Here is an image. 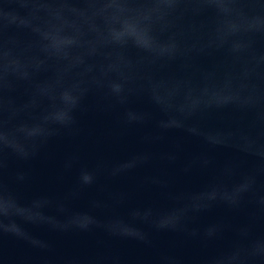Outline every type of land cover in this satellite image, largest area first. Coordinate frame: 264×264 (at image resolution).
Listing matches in <instances>:
<instances>
[{"label":"water","instance_id":"95a60500","mask_svg":"<svg viewBox=\"0 0 264 264\" xmlns=\"http://www.w3.org/2000/svg\"><path fill=\"white\" fill-rule=\"evenodd\" d=\"M0 264H264V0H0Z\"/></svg>","mask_w":264,"mask_h":264}]
</instances>
